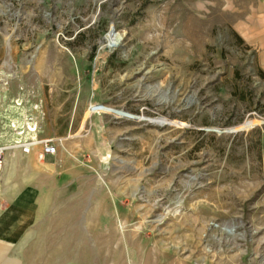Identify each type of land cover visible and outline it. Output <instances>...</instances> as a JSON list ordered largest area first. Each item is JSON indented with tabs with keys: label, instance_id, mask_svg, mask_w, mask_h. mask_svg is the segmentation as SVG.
<instances>
[{
	"label": "rangeland",
	"instance_id": "rangeland-1",
	"mask_svg": "<svg viewBox=\"0 0 264 264\" xmlns=\"http://www.w3.org/2000/svg\"><path fill=\"white\" fill-rule=\"evenodd\" d=\"M260 71L264 0H0V167L110 264H264Z\"/></svg>",
	"mask_w": 264,
	"mask_h": 264
},
{
	"label": "crops",
	"instance_id": "crops-1",
	"mask_svg": "<svg viewBox=\"0 0 264 264\" xmlns=\"http://www.w3.org/2000/svg\"><path fill=\"white\" fill-rule=\"evenodd\" d=\"M14 156L0 167V264H110L106 243L44 210L41 169L33 158Z\"/></svg>",
	"mask_w": 264,
	"mask_h": 264
},
{
	"label": "built area",
	"instance_id": "built-area-1",
	"mask_svg": "<svg viewBox=\"0 0 264 264\" xmlns=\"http://www.w3.org/2000/svg\"><path fill=\"white\" fill-rule=\"evenodd\" d=\"M26 143H22V145H25ZM55 152V149L49 145L47 142L44 143L42 150L40 151L38 158L39 160H43L45 156L52 155Z\"/></svg>",
	"mask_w": 264,
	"mask_h": 264
},
{
	"label": "trees",
	"instance_id": "trees-1",
	"mask_svg": "<svg viewBox=\"0 0 264 264\" xmlns=\"http://www.w3.org/2000/svg\"><path fill=\"white\" fill-rule=\"evenodd\" d=\"M239 40H241V39H239ZM242 42V41H241ZM260 76H261V78L263 79V81H264V73L262 72V71H260Z\"/></svg>",
	"mask_w": 264,
	"mask_h": 264
}]
</instances>
